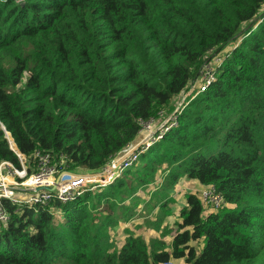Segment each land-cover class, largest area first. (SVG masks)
Returning a JSON list of instances; mask_svg holds the SVG:
<instances>
[{
    "label": "trees",
    "instance_id": "16d2710c",
    "mask_svg": "<svg viewBox=\"0 0 264 264\" xmlns=\"http://www.w3.org/2000/svg\"><path fill=\"white\" fill-rule=\"evenodd\" d=\"M8 52L0 161L17 165L2 124L22 154L48 150L69 170L97 173L202 81L114 183L54 201L61 219L50 206H9L0 264H264V0H0ZM162 166L158 199L185 175L214 185L227 206L205 214L188 193L172 251L132 235L117 248L107 229L134 215L121 203L155 185Z\"/></svg>",
    "mask_w": 264,
    "mask_h": 264
},
{
    "label": "built area",
    "instance_id": "2783aa9c",
    "mask_svg": "<svg viewBox=\"0 0 264 264\" xmlns=\"http://www.w3.org/2000/svg\"><path fill=\"white\" fill-rule=\"evenodd\" d=\"M216 62H220V59ZM213 79L212 69L208 68L203 74V88L205 89ZM175 120L174 113L166 125L156 132L153 130L154 119L146 123L143 127L151 134L145 141L139 143L140 146L131 153L129 152L121 163H118L121 158L115 160L113 166L106 164L96 174L71 172L66 165L65 156L62 155L57 160L48 150L36 149L30 156L22 154L17 150L10 132L2 124L9 148L18 158L19 165L10 160L0 161V226H6L11 220L9 206H17L21 203L50 206L55 215H60V211L53 208L54 201L68 203L84 191H95L97 187L114 183L127 169L139 162L141 152L149 149L155 141L162 139L163 135L174 127ZM206 187L209 198L215 205V211L227 206L214 185H206Z\"/></svg>",
    "mask_w": 264,
    "mask_h": 264
},
{
    "label": "rangeland",
    "instance_id": "374dc122",
    "mask_svg": "<svg viewBox=\"0 0 264 264\" xmlns=\"http://www.w3.org/2000/svg\"><path fill=\"white\" fill-rule=\"evenodd\" d=\"M12 60L13 54L10 52L5 55L4 53L0 55V62L4 65H11ZM27 75L28 74L26 73L24 80L27 79ZM201 81L202 75L198 81L191 86L188 93L183 95L181 99L176 102V104L174 103L171 106L164 108L160 116L154 119V132H156L163 125H166L170 116L174 114L176 110H178L184 99L186 100L188 95L192 94L194 90L200 86ZM24 82L25 81H23L21 85L24 84ZM150 134L151 133H149V131L143 127L138 138L120 154L114 157L107 165L113 166L115 160L126 156L130 150L139 147L140 145L138 144L142 141H145V139ZM164 170L165 167L162 166L157 171L155 176L157 182L155 185H150L148 190L139 191L136 194H133L131 198L125 199L121 203L123 207H130V210L134 213V215L130 218L128 217V220L124 219L125 216L120 215L119 220L116 221V224L111 225L110 228L107 229L108 235L115 242V246L117 248L124 244L128 236L132 235L141 237L150 252L161 249L172 251L171 242L174 235L178 231L176 222L181 221L179 213L181 209L187 205L186 195L188 193H193L198 196L201 203H203L204 207L206 208L205 214L217 212L215 211L216 208L213 204V200L209 198V192L206 189L207 187L202 184L200 185L195 179H190L185 175H181L179 181L175 183L170 190H168L167 197L158 199L159 196L155 194L157 190H160L158 185H163L162 188L165 187L166 181L164 179ZM70 171L80 174H96V172H91L82 168L70 169ZM120 210L123 211V209H116L112 213L116 215V212ZM100 211H103L102 215L104 216L109 213V210L106 208V206H102ZM59 216L61 215H58V218L61 219ZM191 244L196 246L197 252L200 253L202 250V244H197V242H192ZM173 262L175 264H182L184 260H174Z\"/></svg>",
    "mask_w": 264,
    "mask_h": 264
},
{
    "label": "water",
    "instance_id": "95a60500",
    "mask_svg": "<svg viewBox=\"0 0 264 264\" xmlns=\"http://www.w3.org/2000/svg\"><path fill=\"white\" fill-rule=\"evenodd\" d=\"M134 150V149H133ZM133 150H130L129 152L131 153ZM129 152H128V154H129ZM127 154V155H128ZM126 155V156H127ZM126 156H124V157H122L120 160H119V162L118 163H121L125 158H126ZM40 190H42V189H40ZM51 190H53V188H51Z\"/></svg>",
    "mask_w": 264,
    "mask_h": 264
},
{
    "label": "crops",
    "instance_id": "0c3cea01",
    "mask_svg": "<svg viewBox=\"0 0 264 264\" xmlns=\"http://www.w3.org/2000/svg\"><path fill=\"white\" fill-rule=\"evenodd\" d=\"M138 136H139V135H138ZM138 136L135 138V140L138 138ZM135 140H134V141H135ZM196 181H197V180H196ZM197 182L201 185V183H200L199 181H197Z\"/></svg>",
    "mask_w": 264,
    "mask_h": 264
}]
</instances>
